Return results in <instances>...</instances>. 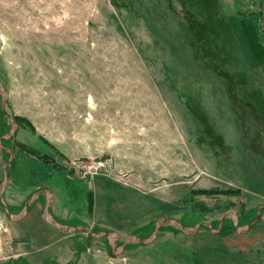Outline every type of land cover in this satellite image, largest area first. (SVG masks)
Instances as JSON below:
<instances>
[{"label":"rangeland","instance_id":"374dc122","mask_svg":"<svg viewBox=\"0 0 264 264\" xmlns=\"http://www.w3.org/2000/svg\"><path fill=\"white\" fill-rule=\"evenodd\" d=\"M0 37L10 211L46 188L61 223L146 236L161 216L242 225L264 203V0H0ZM43 202L18 222L0 206V264H264V208L242 235L167 226L114 258L104 237L49 227Z\"/></svg>","mask_w":264,"mask_h":264},{"label":"water","instance_id":"95a60500","mask_svg":"<svg viewBox=\"0 0 264 264\" xmlns=\"http://www.w3.org/2000/svg\"><path fill=\"white\" fill-rule=\"evenodd\" d=\"M0 46H1V37H0ZM0 107L8 122V127L6 131L0 134V150L7 155L6 160L3 162L1 166L0 206L2 207L7 219L11 222L21 221L27 213L28 206L32 202L37 200L39 196H42L44 202H43L42 210L40 212V218L49 227H51L53 230L61 234H72L79 231L86 233L92 238L104 237L111 249L112 256L114 258H117L122 255L124 248L127 245L130 244L147 245L152 243L156 239L160 228L167 226L178 230L181 234L185 236H192L196 234L201 227L208 229L213 234H217L222 228L223 221L228 219L231 221L233 233L236 235H242L247 232V230L255 221L256 217L259 215L260 210L264 208V203L257 205L253 212L252 218L248 222L242 225L238 224V215L234 210H227L223 212L218 223L215 226H212L210 220L208 219L199 220L192 225H183L180 222V220L175 217L161 216L153 221L152 229L146 236L128 234L127 236L123 237L119 243H118L117 232H115L114 230H92L87 225L84 224L69 225V224L61 223L58 220H56L52 216L49 210L52 202V192L46 188L37 189L34 192L30 193L29 196L23 200L20 210L17 212H12L9 210L7 204L3 199V192L7 183V169L10 166L11 162L13 161L15 154L11 148L2 145L1 142L13 138L18 128V124L16 123L13 114L11 112V109L7 103V91L1 80H0Z\"/></svg>","mask_w":264,"mask_h":264},{"label":"trees","instance_id":"16d2710c","mask_svg":"<svg viewBox=\"0 0 264 264\" xmlns=\"http://www.w3.org/2000/svg\"><path fill=\"white\" fill-rule=\"evenodd\" d=\"M16 123L18 124L19 126V121L17 119V117L15 115H13ZM16 144V147H18V149H20L21 151L23 152H26L34 157H38L40 158L41 155L38 153L37 150L31 148L30 146L26 145V144H23L21 142H18L16 141L15 142ZM12 163V162H11ZM221 191V194H227V195H236L238 194V188H231V187H225V189L223 190H220ZM195 193H202V194H211L212 193V189L210 190H194ZM90 204H91V201L89 202V206L88 208L90 209ZM238 215V214H237ZM211 222V221H210ZM212 226H213V223L211 222ZM238 224H239V216H238ZM168 228H171V227H168ZM226 228V224H222V228L221 230L223 231L224 229ZM161 229V228H160ZM89 236V235H88Z\"/></svg>","mask_w":264,"mask_h":264},{"label":"crops","instance_id":"0c3cea01","mask_svg":"<svg viewBox=\"0 0 264 264\" xmlns=\"http://www.w3.org/2000/svg\"><path fill=\"white\" fill-rule=\"evenodd\" d=\"M53 197V196H52ZM60 215H62L63 217H61V218H64V214H63V212L61 213V210H56ZM104 222H102V221H100V222H97L96 224H103ZM96 224H94V223H88V227L90 228V227H94ZM106 230H114L115 232H117V235L119 236V233H120V231L119 230H122V232L124 231V233L126 234L125 236H127L128 234H130L131 233V231H132V229L133 228H128V227H125V228H123V227H120V226H113L112 224H109V223H107L106 222V224H105V227H104ZM123 233V234H124ZM124 236V237H125Z\"/></svg>","mask_w":264,"mask_h":264},{"label":"built area","instance_id":"2783aa9c","mask_svg":"<svg viewBox=\"0 0 264 264\" xmlns=\"http://www.w3.org/2000/svg\"><path fill=\"white\" fill-rule=\"evenodd\" d=\"M102 165V161L101 160H96V161H91L90 163L86 162V163H83L81 166H80V176L81 177H84L86 176V174H92L93 171L96 169V167H98Z\"/></svg>","mask_w":264,"mask_h":264}]
</instances>
